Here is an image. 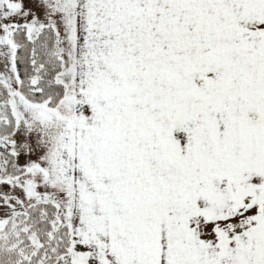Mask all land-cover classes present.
Returning <instances> with one entry per match:
<instances>
[{"label": "snow or ice", "instance_id": "6c2138e0", "mask_svg": "<svg viewBox=\"0 0 264 264\" xmlns=\"http://www.w3.org/2000/svg\"><path fill=\"white\" fill-rule=\"evenodd\" d=\"M0 264H264V0H0Z\"/></svg>", "mask_w": 264, "mask_h": 264}]
</instances>
